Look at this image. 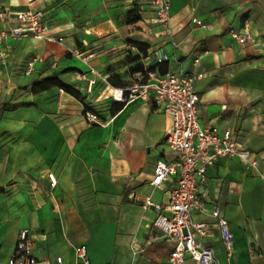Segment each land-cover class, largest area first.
I'll return each instance as SVG.
<instances>
[{"label": "crops", "instance_id": "1", "mask_svg": "<svg viewBox=\"0 0 264 264\" xmlns=\"http://www.w3.org/2000/svg\"><path fill=\"white\" fill-rule=\"evenodd\" d=\"M26 6L27 0H0L6 13L0 30L18 24ZM134 7L140 19L127 23ZM36 8L44 39L0 43V264H8L22 228L37 264H57L58 256L73 262L81 244L90 264H169L173 243L153 226L155 211L142 201L164 205L175 186V177L151 184L157 161L175 157L163 141L170 115L141 98L117 107L108 86L128 85L138 63L158 74L201 73L200 125L229 128L251 150L254 164L225 156L207 167L198 181L207 212L192 217L212 221L209 208L217 204L228 222L229 258L216 229L202 240L215 264H264V0H169V32L151 22V0H49ZM195 18L206 27H195ZM246 23L252 39L242 45L229 29ZM135 43L147 46L146 55ZM128 44L138 50L135 62L126 61ZM157 50L167 58L157 62ZM54 76L80 96L59 86L32 90ZM85 108L99 122L89 123Z\"/></svg>", "mask_w": 264, "mask_h": 264}, {"label": "built area", "instance_id": "2", "mask_svg": "<svg viewBox=\"0 0 264 264\" xmlns=\"http://www.w3.org/2000/svg\"><path fill=\"white\" fill-rule=\"evenodd\" d=\"M46 1L49 0H27L26 8L15 16L18 24L0 30V43L7 38L23 36L44 39L46 28L42 21V12L36 7L38 3ZM151 4L155 12L151 22L169 32V0H151ZM5 18L6 13L0 8V21ZM193 24L195 27H206L202 20L196 18L193 19ZM229 33L242 45L252 39L248 23L241 31L230 28ZM128 48L131 53H138L134 45L128 44ZM155 58L157 62H161L167 57L162 50H157ZM32 66L33 61L28 63L26 73ZM91 71L96 74L93 69ZM201 77L202 74L198 72L176 74L166 71L158 74L152 69L143 68L131 74V82L128 85L115 87L108 83L113 101L124 102L132 98L152 100L157 108L170 115V126L163 141L175 153V157L171 161H157L151 184L160 187L165 180L175 177V186L170 189L168 202L164 205L150 198L142 201L143 207L155 211L153 226L173 243L168 254L169 264H186L188 259L192 260L193 264H215L213 248L202 241L213 229L218 231L225 254L230 257L232 234L220 207L217 204L210 206L212 221H201L192 217L194 211L207 212V204L198 190V181L204 179L207 167L220 157L235 156L254 164V161H251V150L237 143L231 129L200 125L197 115L199 96L195 85ZM95 81V78L88 80L91 85ZM84 116L89 123L99 122L100 119L98 114L90 109L85 110ZM48 179L51 186L57 184L54 173H48ZM73 252L75 259L67 264H90L85 244L74 246ZM56 262L64 264L60 256L56 257ZM8 264H37L28 228L19 230L14 253L8 259Z\"/></svg>", "mask_w": 264, "mask_h": 264}, {"label": "trees", "instance_id": "3", "mask_svg": "<svg viewBox=\"0 0 264 264\" xmlns=\"http://www.w3.org/2000/svg\"><path fill=\"white\" fill-rule=\"evenodd\" d=\"M140 19V14L138 12V9L136 7H134L133 9H131L130 11H128L127 13V17H126V22L127 23H133L136 22ZM135 45L137 46L138 50L143 54L146 55V49L147 46L145 44H141V43H135ZM140 58L138 53H130L127 58L126 61L127 62H135ZM143 69V65L141 63L136 64L135 66H133L131 68V70L133 72H137ZM52 86H59L62 89H64L65 91H67L70 94H73L75 96H80V91L72 86H70L69 84H66L65 82H63L60 78H58L57 76L54 77H50V78H46L43 80H39V81H35L33 84V88L32 90L34 92H39V91H43L47 88H50ZM123 104V102H116L117 107H121ZM88 108H85V110H87Z\"/></svg>", "mask_w": 264, "mask_h": 264}]
</instances>
